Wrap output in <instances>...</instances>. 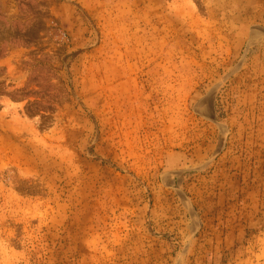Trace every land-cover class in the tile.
I'll list each match as a JSON object with an SVG mask.
<instances>
[{
    "label": "rangeland",
    "instance_id": "1",
    "mask_svg": "<svg viewBox=\"0 0 264 264\" xmlns=\"http://www.w3.org/2000/svg\"><path fill=\"white\" fill-rule=\"evenodd\" d=\"M0 264H264V0H0Z\"/></svg>",
    "mask_w": 264,
    "mask_h": 264
}]
</instances>
